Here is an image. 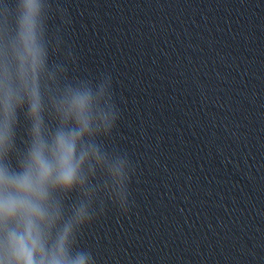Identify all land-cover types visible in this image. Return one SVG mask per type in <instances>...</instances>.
<instances>
[{"label": "clouds", "instance_id": "1", "mask_svg": "<svg viewBox=\"0 0 264 264\" xmlns=\"http://www.w3.org/2000/svg\"><path fill=\"white\" fill-rule=\"evenodd\" d=\"M35 9V0H25L22 37L31 56L33 115L39 108L35 72L40 63L32 35ZM89 100V94L80 92L66 97L58 109L60 125L48 138L37 124L18 170L0 160V264H90V254L70 251L74 228L88 218L86 205L73 206L66 216L61 196L83 188L93 162L104 158L95 138L101 125L95 121L102 120L105 128L111 123ZM5 104L10 105L6 88Z\"/></svg>", "mask_w": 264, "mask_h": 264}]
</instances>
